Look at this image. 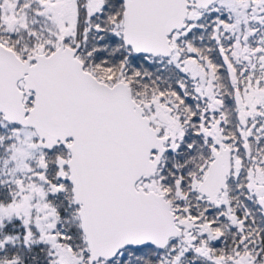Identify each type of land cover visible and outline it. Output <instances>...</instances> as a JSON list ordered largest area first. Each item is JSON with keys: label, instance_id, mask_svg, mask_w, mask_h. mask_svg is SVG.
I'll return each instance as SVG.
<instances>
[{"label": "snow or ice", "instance_id": "6c2138e0", "mask_svg": "<svg viewBox=\"0 0 264 264\" xmlns=\"http://www.w3.org/2000/svg\"><path fill=\"white\" fill-rule=\"evenodd\" d=\"M0 264H264V0H0Z\"/></svg>", "mask_w": 264, "mask_h": 264}]
</instances>
